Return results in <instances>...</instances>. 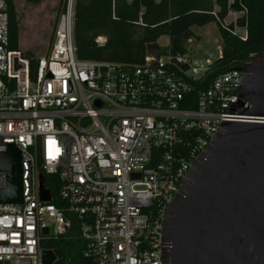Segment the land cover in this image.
Returning <instances> with one entry per match:
<instances>
[{"label":"built area","instance_id":"2783aa9c","mask_svg":"<svg viewBox=\"0 0 264 264\" xmlns=\"http://www.w3.org/2000/svg\"><path fill=\"white\" fill-rule=\"evenodd\" d=\"M240 15L215 17L245 40ZM74 21L75 0H64L32 72L25 51L9 47L0 0V153L19 150L22 178V201L0 203V264H43L44 249L55 264L48 245L72 237L69 214L84 264H165L168 203L221 124L251 120L232 111L247 62L209 79L221 46L201 65L193 35L183 51L168 43L137 63L80 59ZM40 175L50 201L41 199Z\"/></svg>","mask_w":264,"mask_h":264},{"label":"water","instance_id":"95a60500","mask_svg":"<svg viewBox=\"0 0 264 264\" xmlns=\"http://www.w3.org/2000/svg\"><path fill=\"white\" fill-rule=\"evenodd\" d=\"M239 70L232 111L251 120L224 122L168 203L165 264H264V46ZM7 186L0 203L22 201L20 153H0ZM40 175V196L50 201ZM46 231V229H45ZM55 254L42 251L43 264Z\"/></svg>","mask_w":264,"mask_h":264},{"label":"trees","instance_id":"16d2710c","mask_svg":"<svg viewBox=\"0 0 264 264\" xmlns=\"http://www.w3.org/2000/svg\"><path fill=\"white\" fill-rule=\"evenodd\" d=\"M9 12V47L18 48L19 25L13 0H6ZM36 2L38 0H31ZM228 9L243 11L238 24L246 23L245 40L224 29L215 15L223 19ZM216 23L221 36L222 57L214 61L209 79L234 65L251 60L264 46V0H75L74 43L80 59L140 62L146 53L160 52L157 43L169 37L171 51H183L185 40L194 35L193 26ZM106 36L103 44L95 38ZM30 57L32 72L39 57ZM46 185L48 175H45ZM53 202L60 205L61 202ZM72 226L70 239H61L53 247L58 256L55 264H84L78 222L69 214Z\"/></svg>","mask_w":264,"mask_h":264},{"label":"rangeland","instance_id":"374dc122","mask_svg":"<svg viewBox=\"0 0 264 264\" xmlns=\"http://www.w3.org/2000/svg\"><path fill=\"white\" fill-rule=\"evenodd\" d=\"M61 0H13L14 8L19 25L18 48L33 53L36 57L45 55L51 40L53 26ZM59 4V6H57ZM228 20L232 16L227 17ZM196 55L201 65L206 59L215 57L218 46H221V36L216 23L204 26H193ZM157 43L165 47L169 43V37L163 35L158 38Z\"/></svg>","mask_w":264,"mask_h":264},{"label":"flooded vegetation","instance_id":"af4514ba","mask_svg":"<svg viewBox=\"0 0 264 264\" xmlns=\"http://www.w3.org/2000/svg\"><path fill=\"white\" fill-rule=\"evenodd\" d=\"M61 2H62V3H60V1H59V4H61V5H60V7H58V8H61V7H62L64 0H61ZM59 4H58L57 6H59Z\"/></svg>","mask_w":264,"mask_h":264}]
</instances>
